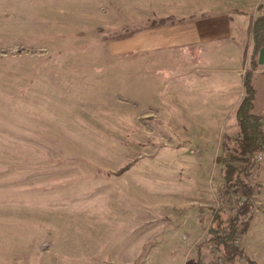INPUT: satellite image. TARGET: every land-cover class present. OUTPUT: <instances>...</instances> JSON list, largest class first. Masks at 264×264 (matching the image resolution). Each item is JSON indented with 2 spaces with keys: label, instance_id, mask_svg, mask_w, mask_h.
<instances>
[{
  "label": "rangeland",
  "instance_id": "obj_1",
  "mask_svg": "<svg viewBox=\"0 0 264 264\" xmlns=\"http://www.w3.org/2000/svg\"><path fill=\"white\" fill-rule=\"evenodd\" d=\"M109 5L0 0V264L220 257L208 240L211 208L229 219L243 201L225 197L217 160L235 147L236 129L212 135L200 121L192 131L134 98L110 72L131 68V54L117 63L111 44L171 17L134 21L123 2ZM205 125L212 133L217 124ZM253 159L257 189L234 264H264V150Z\"/></svg>",
  "mask_w": 264,
  "mask_h": 264
},
{
  "label": "crops",
  "instance_id": "obj_2",
  "mask_svg": "<svg viewBox=\"0 0 264 264\" xmlns=\"http://www.w3.org/2000/svg\"><path fill=\"white\" fill-rule=\"evenodd\" d=\"M100 1L106 7L111 1L123 2L134 13V21L139 17L145 21L171 17L168 24L144 28L111 44L110 57L117 63L127 61L131 54V68L116 66L117 72L112 71L114 67L110 72L131 83L134 98L144 104L149 102L148 106L164 108L162 115L169 124H185L196 131L200 121L206 124L212 119L216 129L208 132L210 127L204 124L202 132L213 135L231 125L239 133L236 113L245 95L243 55L249 41L247 27L264 0ZM257 62L254 112L262 114L264 48ZM194 112L202 117L199 123L192 118Z\"/></svg>",
  "mask_w": 264,
  "mask_h": 264
},
{
  "label": "trees",
  "instance_id": "obj_3",
  "mask_svg": "<svg viewBox=\"0 0 264 264\" xmlns=\"http://www.w3.org/2000/svg\"><path fill=\"white\" fill-rule=\"evenodd\" d=\"M257 14H252L247 27L249 41L246 44L243 55V82L245 95L237 109L236 117L240 131L235 138V147L231 152L226 151V143L223 148L227 157L218 156L217 160L224 164V190L227 200L234 195L238 197L239 204L235 215L225 219L221 210L211 208L212 219L208 229L209 242L220 253V257L212 262H204L199 259V264H234L235 260L243 255V249L239 246L238 236L246 232L250 226L251 218L242 214L244 207H253V195L256 185L249 181V176L254 165V153L264 150V122L263 114L254 112L256 88L254 85L255 72L258 67L257 56L264 48V2L258 8ZM130 36L131 33L120 35L119 38ZM250 264H257L251 261Z\"/></svg>",
  "mask_w": 264,
  "mask_h": 264
},
{
  "label": "built area",
  "instance_id": "obj_4",
  "mask_svg": "<svg viewBox=\"0 0 264 264\" xmlns=\"http://www.w3.org/2000/svg\"><path fill=\"white\" fill-rule=\"evenodd\" d=\"M263 115H262V120H263V122H264V112L262 113Z\"/></svg>",
  "mask_w": 264,
  "mask_h": 264
}]
</instances>
